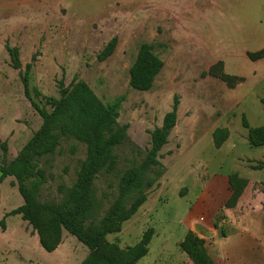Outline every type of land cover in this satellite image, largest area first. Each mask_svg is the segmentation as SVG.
<instances>
[{
    "label": "rangeland",
    "instance_id": "obj_1",
    "mask_svg": "<svg viewBox=\"0 0 264 264\" xmlns=\"http://www.w3.org/2000/svg\"><path fill=\"white\" fill-rule=\"evenodd\" d=\"M38 1L32 40L28 41L26 31L22 30L0 38V42L8 43L6 47L0 46V166H11L18 160L42 128L43 118L33 103L52 114L62 88L80 81L87 83L104 104H119L117 123L126 127L125 140L114 150V162L106 165L94 182L95 208L91 220L99 224L121 198L124 177L142 167L151 149V133L163 125L177 99L178 122L160 152L164 174L149 188L147 179L152 180L155 175L147 174L145 181L126 193L123 199L128 207L141 192L148 199L124 223L120 233L107 236L110 243L126 249L138 244L143 234L154 228L149 254L137 264H173L183 255L176 246L185 235L180 223L201 193L200 186L209 176L206 172L230 174L237 156L257 154L248 143L240 144L224 161L219 159L220 170L215 172L214 167L204 163V157L216 151L212 140L203 137H210L219 125L230 126L231 131L235 127L247 136L241 123L239 100L242 92L247 93L250 88L254 95L250 93L248 98L257 102L245 111L246 117L253 125L263 123L264 115L256 121L254 117L259 109L264 111L259 102L264 99V60L253 61L248 52L264 48V44H259L263 41L251 37L260 29L264 34V0ZM18 17L21 19L22 15ZM115 37V52L99 61V54ZM143 43L152 46L164 67L150 90L137 91L130 86V69ZM7 47L17 50L19 65ZM28 65L32 66L28 72L29 97L23 83ZM68 115L70 112L51 129V136L58 137L57 145L53 148L52 141L46 139L38 149L41 155L29 154L37 176L26 183L36 188L35 197L41 204L62 205L89 155L86 144L63 132ZM200 137L203 140L196 145L195 154L204 153L196 156L194 148L190 149ZM5 179L1 199L9 198L15 206L24 197L14 176ZM162 185L167 187V194L153 204L150 198L158 195ZM6 187L17 193L5 191ZM8 214L0 223V240L22 243L9 229L20 217ZM21 223L16 228L19 231L23 229ZM28 231L37 238L29 223ZM165 238L168 246L162 253L160 243ZM35 246L31 244V249ZM38 246L39 249L26 254L0 243V264H58L64 258L68 264H80L83 254L88 252L67 231L63 232L59 254L46 252L40 243Z\"/></svg>",
    "mask_w": 264,
    "mask_h": 264
},
{
    "label": "trees",
    "instance_id": "obj_2",
    "mask_svg": "<svg viewBox=\"0 0 264 264\" xmlns=\"http://www.w3.org/2000/svg\"><path fill=\"white\" fill-rule=\"evenodd\" d=\"M117 42L118 39L115 37L105 46L98 56L99 61H104L113 55ZM7 50L15 59V64L19 65L17 50L10 47H7ZM248 55L253 61L264 59V49ZM31 67L28 65L27 73L23 78L28 97L30 96L28 72ZM163 67L164 62L154 53L152 46L149 43L141 44L137 58L130 69V86L137 91L150 90ZM261 102L264 105V99ZM33 105L43 118L42 128L23 149L18 160L11 166H0V183L6 177L14 176L25 200L22 207L8 215H21L23 220L37 232L42 247L49 253L58 249L62 244L63 232L67 231L89 249V255L81 264H137L149 253V245L155 233L154 228H149L138 244L126 249L110 243L107 236L120 233L124 223L130 220L148 199L147 195L141 192L128 207L123 199L126 193L145 181V175H155L152 180L147 179V188H149L164 174L159 162L160 152L168 143L169 136L177 125L178 100H175L172 111L165 115L163 125L151 133V149L142 167L124 177L125 188L121 198L99 224L91 220V213L95 208L94 182L97 174L106 165L114 162V150L126 138V127H120L117 123L119 104H104L87 83L80 81L72 83L68 88H62L61 98L55 103L56 107L52 114L41 110L34 103ZM68 112L70 116L68 115V121L63 126V132L74 135L86 144L89 155L82 164L77 183L69 190L62 205L41 204L35 197L36 188H30L26 183L30 178L37 176L30 163L29 154L35 152L41 155L38 149L46 139L47 142L52 141L53 148L57 145L58 137L51 136V129L64 117L67 118ZM242 125L248 130L250 145L264 147V125L259 128L251 127L245 115L242 117ZM228 137V129H216L213 133L215 147L220 148ZM230 185L233 194L228 207L236 204L247 181L233 174L230 176ZM180 247L193 264H216L207 253L205 240L192 231L187 233Z\"/></svg>",
    "mask_w": 264,
    "mask_h": 264
},
{
    "label": "crops",
    "instance_id": "obj_3",
    "mask_svg": "<svg viewBox=\"0 0 264 264\" xmlns=\"http://www.w3.org/2000/svg\"><path fill=\"white\" fill-rule=\"evenodd\" d=\"M38 4V0H0V38L2 35H8V32H20V30H22L26 31L27 40H32V34L35 29L36 7L39 6ZM52 5L54 7L59 6L57 4ZM261 9L264 11V5L261 6ZM18 15H22V18L19 19ZM260 31L261 32L255 33L251 37L254 38V41H263L262 43H259L263 45L264 34L262 33V29H260ZM7 44L8 43L0 42V46L3 47H6ZM261 50L262 49L259 51ZM256 52H248V54ZM251 90L252 89L250 88L247 93H241L242 96L239 100L241 102V123L242 117L244 115L246 116L245 111H248L252 105L257 102L254 101V99L248 98L250 93L253 94V91ZM261 100L259 102L262 104ZM255 109H257V107ZM258 112L257 116L254 117L255 121L257 118L264 115V111L259 109ZM249 124L253 128H259L264 125V119L263 123L259 126L253 125V123L251 124L250 122ZM219 128L228 129L229 137L220 148H216L213 133ZM216 129L212 132L210 137H203V139L208 138L212 140L214 146L213 149L216 151L209 154L207 153V158L204 157V159H206L204 163L209 166V168L214 167L215 172H219L220 164L222 162H219L220 158H223L224 161V158L232 154L233 150L239 147L240 144L245 145L248 143L250 145V143L248 139V130L246 128L247 136L240 130H236L235 127L233 128V131H231L232 127L226 125H219ZM198 139L200 140L194 142L195 144L192 145V148L190 149L192 151L194 148V154L196 145L203 140L201 137ZM228 143L229 147L226 148ZM250 147L252 146L250 145ZM253 148L257 150V154L253 157H236L234 165L235 169L232 173L226 175L214 173L210 175L209 172H206L209 176L206 183L201 184L200 186L201 193L196 196L194 204H192V207L189 209L187 217L180 223V228L182 227L184 229L183 231L185 232V235L176 246L183 255L176 259L173 264H193L189 256L180 247V244L189 231L194 232L198 237L205 240L207 253L216 264H264V176H261L264 173V147ZM200 153H204V151ZM198 154L195 155L198 156ZM262 159L263 165L259 166V164L262 163ZM247 162H250L251 166H248ZM253 163L254 165L252 166ZM233 174H237L241 179L246 180L247 185L236 204L228 207V203L233 194L230 185V176ZM5 180H3L0 185V223L4 218L8 217L6 216L8 213L24 205V200L22 201L18 198L15 206L11 204L9 198H6V200L1 199V195L3 194L2 189L5 187L6 183ZM4 190H8L14 194L17 193V190L15 191L9 187L4 188ZM167 191V187L162 185L158 191V195L152 196L150 200L153 204L157 203L161 196L167 194ZM5 194H7V192ZM6 206H9L8 209ZM14 216H19L21 219L18 218L15 225L9 229L10 231H13L12 233L15 236L18 235V240L21 238L20 240L22 243L18 244L8 240L5 242L0 240V243L9 245L12 248H19L26 254L33 253L39 249L38 245L40 243V238L38 234L35 239L34 233L28 231V222L24 221L21 215ZM20 222H22L23 229L21 228L22 230L19 231L16 228ZM8 231L9 230H7L6 233ZM155 235L157 236V234ZM169 235L174 236V234ZM165 239L166 240L160 243V250L162 253H165L168 246V240L167 238ZM31 244H36V249H31ZM61 247L62 244L52 253L55 255H57V253L59 254ZM87 250L89 252V249ZM82 251L85 250L82 249ZM88 252L83 254L84 256L81 259L80 264L87 258L89 254ZM72 256H75V254H72ZM58 264H68L67 259L64 258L63 262Z\"/></svg>",
    "mask_w": 264,
    "mask_h": 264
}]
</instances>
